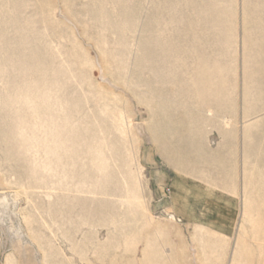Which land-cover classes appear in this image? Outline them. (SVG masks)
<instances>
[{
	"label": "rangeland",
	"instance_id": "obj_1",
	"mask_svg": "<svg viewBox=\"0 0 264 264\" xmlns=\"http://www.w3.org/2000/svg\"><path fill=\"white\" fill-rule=\"evenodd\" d=\"M218 214L237 264L264 225V0H0V264H186Z\"/></svg>",
	"mask_w": 264,
	"mask_h": 264
},
{
	"label": "crops",
	"instance_id": "obj_2",
	"mask_svg": "<svg viewBox=\"0 0 264 264\" xmlns=\"http://www.w3.org/2000/svg\"><path fill=\"white\" fill-rule=\"evenodd\" d=\"M217 216L216 221L209 223L200 221L194 223L192 221L191 224L185 226V232L189 239L187 243H191L192 248L199 247L204 251L202 260L192 259L186 264H227V240L234 236L236 226L227 223L224 219H219L221 215ZM256 232L257 235L253 238L252 235L242 238L238 249L247 250L249 254L240 251L237 264L239 262V264H264V225L256 228ZM195 244L197 245L194 246ZM243 254L250 256V259H247Z\"/></svg>",
	"mask_w": 264,
	"mask_h": 264
}]
</instances>
